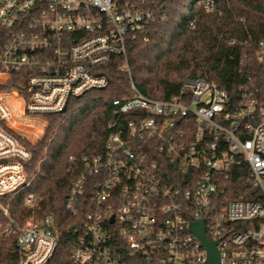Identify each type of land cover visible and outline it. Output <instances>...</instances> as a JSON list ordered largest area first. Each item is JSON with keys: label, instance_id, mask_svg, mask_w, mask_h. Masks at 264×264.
Instances as JSON below:
<instances>
[{"label": "built area", "instance_id": "built-area-1", "mask_svg": "<svg viewBox=\"0 0 264 264\" xmlns=\"http://www.w3.org/2000/svg\"><path fill=\"white\" fill-rule=\"evenodd\" d=\"M158 17L136 0H0V85L24 81L0 89V236L16 241V264H50L63 239L54 213L40 214L44 195H25L23 223L12 214L30 184L25 141H41L69 99L106 88L98 70L114 56L131 75L129 46ZM251 50L232 89L189 77L155 98L131 77L132 93L110 99L101 152L70 157L68 264H209L191 229L200 219L220 264H264V35Z\"/></svg>", "mask_w": 264, "mask_h": 264}, {"label": "trees", "instance_id": "trees-1", "mask_svg": "<svg viewBox=\"0 0 264 264\" xmlns=\"http://www.w3.org/2000/svg\"><path fill=\"white\" fill-rule=\"evenodd\" d=\"M136 1H143L159 17L152 24L148 42L137 40L129 46L132 76L120 69L123 58L114 56L98 70L109 79L106 88L69 99L63 112L46 116L50 124L41 141H25L32 152L27 162L30 184L15 194L11 211L23 223L30 214L25 195L34 192L45 196L40 214L54 213L58 228L63 230L50 264H68L72 238L69 229L76 218L66 209L67 197L78 173L79 157L97 154L104 146L110 99L132 93L131 77L139 90L155 98L177 94L189 77H211L232 89V83L239 79L241 53L252 52L255 41L264 35V0H216L213 11L204 9L202 2L206 0ZM191 21L196 27L190 25ZM233 39L236 45L231 44ZM23 87L24 81L15 75L0 85V89ZM71 156L78 159L71 161ZM72 164L75 172L70 168ZM233 182L239 183L236 178ZM15 242L0 236V264H16Z\"/></svg>", "mask_w": 264, "mask_h": 264}, {"label": "water", "instance_id": "water-1", "mask_svg": "<svg viewBox=\"0 0 264 264\" xmlns=\"http://www.w3.org/2000/svg\"><path fill=\"white\" fill-rule=\"evenodd\" d=\"M193 232L202 240L208 251V262L209 264H220V253L217 248V241H209L207 233L205 232L204 220L200 219L193 222L191 225ZM73 228L70 229L72 231Z\"/></svg>", "mask_w": 264, "mask_h": 264}, {"label": "rangeland", "instance_id": "rangeland-1", "mask_svg": "<svg viewBox=\"0 0 264 264\" xmlns=\"http://www.w3.org/2000/svg\"><path fill=\"white\" fill-rule=\"evenodd\" d=\"M38 121V120H37ZM39 121H40V123L41 122H44V119H39ZM48 127H49V125L47 126V129H48ZM47 131V130H46ZM46 131H45V134H44V136L43 137H45V135H46Z\"/></svg>", "mask_w": 264, "mask_h": 264}]
</instances>
